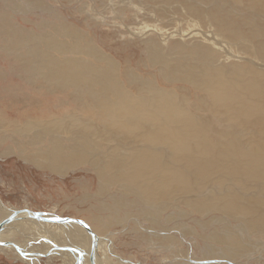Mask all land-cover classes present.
Listing matches in <instances>:
<instances>
[{"label": "rangeland", "instance_id": "rangeland-1", "mask_svg": "<svg viewBox=\"0 0 264 264\" xmlns=\"http://www.w3.org/2000/svg\"><path fill=\"white\" fill-rule=\"evenodd\" d=\"M263 7L264 0H0V201L5 210L83 220L97 228L93 229L97 240L107 238L112 264H264V230L248 228L253 216L229 211L223 194L231 187L223 184V177L198 180L190 174L189 183L179 191L183 194L177 193L162 208L149 206L123 184L102 181L92 161L111 157L124 143L103 133V129L113 132L114 127L94 96L110 91L51 80V73L45 71L52 70L50 61L82 58L106 75L111 72L125 91L152 109L168 99L180 112L185 113L186 105L190 112L204 116L208 122L202 125L211 133L241 137L238 142L246 154L250 145L260 149L262 137L213 129L221 122L230 126L236 118L223 107L203 101V96L212 98L211 90L198 80L204 69H222L239 79L240 96L257 99L250 85L264 82ZM223 16L230 26L235 22L231 29L238 32L236 38H229L221 28L218 19ZM204 34L214 37L219 47L210 45ZM251 39L263 40L259 49L254 48L257 42L250 48ZM64 41L92 51L75 52L69 43L70 51L65 52ZM196 46L205 47L204 52ZM26 126L29 131H20ZM80 141L88 143L87 162L56 169L58 165L44 161L55 157L56 143L70 149ZM134 145L143 142L125 141L118 153ZM246 187L234 188L244 192L237 199L241 208L253 207L258 191L252 183ZM204 199H218L217 206L209 203L205 208L198 203ZM226 233L239 240L238 257L222 253L227 246L221 236ZM23 238V246L31 244L29 250L44 248L38 237ZM49 255L39 264L63 263L50 261ZM26 263L28 257L14 260L13 255L0 252V264Z\"/></svg>", "mask_w": 264, "mask_h": 264}, {"label": "bare ground", "instance_id": "bare-ground-1", "mask_svg": "<svg viewBox=\"0 0 264 264\" xmlns=\"http://www.w3.org/2000/svg\"><path fill=\"white\" fill-rule=\"evenodd\" d=\"M223 17L218 19L221 28L227 30L229 38H236L238 32L231 29V26L235 25V22L230 26L231 23L229 24L228 22L227 24L226 18L224 17L225 19L223 20ZM228 17L231 19L232 16ZM203 36L208 40L210 45L219 47L217 45L218 42L213 39L214 37L209 38L206 34ZM164 39L166 40V38ZM262 41H256L257 45L254 48L257 49L258 45H262ZM256 42L251 39L250 48ZM69 43L67 41L62 43L65 52L70 51ZM71 47H73L75 52L79 53L84 50L88 52L92 51L91 47L84 45L73 44ZM254 48L253 50L255 51ZM197 49L202 54L205 47L200 46ZM260 49L262 50V46ZM257 53L260 54L259 51ZM107 59L108 63L111 64L112 61L108 57ZM50 64L52 70L45 71L51 73V78H49L51 80H66L68 83H74L76 86L86 84L92 88L102 87L110 91L109 93L97 92L94 96L104 116L110 121L111 126L114 127L113 132L103 129V133L109 136V139L113 138L124 143L118 144L114 150V155L111 157L98 158L92 161L95 171L102 181L112 185L115 183L123 184L127 190L136 193V195L138 194L144 199L149 206L162 208L177 193H182L179 191L183 184L187 185L189 183L187 182L189 179L187 176L190 177V174H192L191 176L194 179L198 178V180L199 178L212 175L220 178L223 177V184H226L228 188L231 187V189L224 192V196L222 195L224 197L223 200L229 205V211L232 214H237V216H253L248 224V228L252 229V231L255 228H259V230L263 228L261 232L264 230V82H255L250 85L251 94L257 99L249 100L240 96L239 88L241 83L234 73L227 76L224 72H220L222 69H204L202 76L198 80L201 85L211 90L210 94L212 98L203 96V101L207 102L210 106L223 107L227 113H231L236 118V122L230 126L221 122L223 123L222 126L214 125V127L212 126L213 129L216 128L217 131L226 130L232 132L231 134L244 133L246 131L262 137L263 145L260 149L254 147V145H250L248 153L245 154L244 150L246 148L238 142L241 137L233 138L230 135L220 137L215 134H219L215 130L211 133L202 125L203 123H207L208 120L202 115H195L196 112H190L186 105V111L183 113L178 111L173 106V103L168 102V99H165L159 108L152 109L144 100L125 91L123 86L121 87L120 83L117 82L116 76L111 75V72L106 75L107 73H102L99 69L92 68V66L96 65L82 58L64 59L62 62L50 61ZM87 66L90 67L88 68ZM252 128L258 132H254ZM22 129H25L23 131H29L27 126L21 127L20 131ZM76 130L78 131L80 128ZM137 138L141 139L143 145H134L118 153L119 148L123 147L125 141L132 140L135 142ZM191 139L195 141L190 143ZM56 144L58 148H56L57 150L55 149V157L48 156V159H44V161L50 160V165H58L56 169L67 168L65 165L88 161L87 142L80 141L81 145L76 144L70 149H64L60 143ZM165 149H168L169 152L167 153ZM178 166H186L192 169L187 168L183 170L185 167L183 169L179 167L178 169ZM182 171L187 172V174L183 176ZM206 179L209 180V178H205L204 180L207 181ZM248 183H252L253 188H258V191L255 189L257 194L253 200L254 203L252 205L254 206H242L244 208H241L238 206L240 200L238 201L237 199L244 192L240 190L242 192L240 194L234 188H244ZM205 184H203V187ZM222 187H220V190ZM212 200L204 199L198 203L204 204L205 208L208 207L209 203H215L212 205L217 206L216 202L218 201ZM193 202L195 201L193 200ZM33 213L34 211L31 210L20 212L19 210L11 209L6 211L0 201V225L1 223L3 224L2 229L0 228L1 253L13 255L14 260L20 257L25 259L28 257L30 263L26 264H39V260L43 255H48L49 253L51 254L48 257L50 261L61 259L62 264H112L107 255L110 250L107 238L105 240H97L93 237L84 226H88L86 222L83 221L84 225H82L78 222L61 224L59 222L41 221L35 218ZM48 217L55 220L61 218L51 213L48 214ZM68 224L74 225L75 228L67 227ZM88 227L92 232L93 229L98 231L95 227ZM25 231L28 234L22 235L26 233ZM250 233L252 234L251 231ZM5 234L9 237H4ZM25 236L28 239L31 236L38 237L37 240L43 243L41 246L44 248L33 245L35 248L29 250L30 247L28 248V246H31L30 243L27 246L25 245L26 247L23 246L24 242H22V238ZM86 236L90 237V241ZM221 237H224L223 241L225 240L227 246L222 249V253L225 256L238 257L239 253H242L239 252L241 244L239 245V240L233 234L226 233L225 236ZM94 242L96 244L95 247L92 245ZM86 244L90 245V249L86 247ZM100 254L101 256H99ZM16 255L17 257H15Z\"/></svg>", "mask_w": 264, "mask_h": 264}, {"label": "water", "instance_id": "water-1", "mask_svg": "<svg viewBox=\"0 0 264 264\" xmlns=\"http://www.w3.org/2000/svg\"><path fill=\"white\" fill-rule=\"evenodd\" d=\"M33 215L35 216V218H37V219H39V220L47 221V222H59V223L78 222V223L84 225L83 220H81V219H77V218H70V217L62 218V217H61L60 219L55 220L54 218H50V217H48L47 214H43V213H41V212H34ZM11 219H12V218H11ZM2 226H3V224L1 223V225H0V228H1V229H2ZM84 226L86 227L87 231H88L93 237L96 238V234H95L94 232H92V230H91L88 226H86V225H84ZM95 246H96V244H95V242H94L93 247H95ZM43 256H46V255H43Z\"/></svg>", "mask_w": 264, "mask_h": 264}]
</instances>
